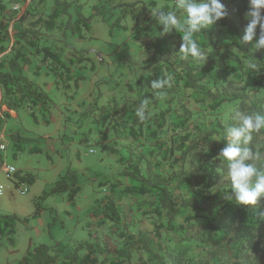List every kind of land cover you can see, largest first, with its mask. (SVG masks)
<instances>
[{
  "label": "rangeland",
  "instance_id": "374dc122",
  "mask_svg": "<svg viewBox=\"0 0 264 264\" xmlns=\"http://www.w3.org/2000/svg\"><path fill=\"white\" fill-rule=\"evenodd\" d=\"M3 1L8 12L16 10L15 14L12 12L14 20L8 22L9 37L3 44L5 49L0 52L1 61L10 57L15 30L37 25L38 22L33 21L49 19L53 11L58 15L53 26L40 30L39 43L45 45L55 39L51 45L60 63L68 65V61H72L69 67L74 63L77 67L71 79L57 77L58 86L52 82L54 79L50 80L47 89L41 86L47 99L46 96L40 99L39 108L23 103L15 112L9 111L13 116L8 120L3 112L7 109L5 101L11 97L0 87V139L2 135L6 139V142L0 140V144L6 145L5 150H0V186L4 191L0 197V224L10 222L13 226V233L9 235L11 242L6 233L0 236V264H19L29 246L33 249L40 244L48 247L49 255L58 257L54 264H61L63 256L71 252L77 242L92 241L95 235L121 246L123 241L117 234L118 228L112 223L101 222L102 203L110 194L104 183L115 178L123 184L130 183L131 180L118 177V172L129 165L128 157L135 162L136 154L151 145L144 136L148 133L146 127L142 136L130 133L131 116L143 93L156 96L150 89V82L159 76L154 66L144 59L155 50L164 52L179 40L175 31L160 36L162 26L151 13L158 4L164 5L165 11L172 10L174 0ZM118 1L132 4L136 18H131L130 14L122 15L115 7ZM78 12L88 18L84 23L79 22L80 26L74 22ZM20 15H26L22 23L15 20ZM72 28L76 30L72 31ZM74 34L82 35V39H73ZM260 51L264 53V48L254 49V52ZM213 55V52L209 54L210 57ZM78 61L82 62L81 68ZM73 79L78 81V87ZM246 85L250 100L261 97L262 91L258 87L251 82ZM167 96L166 92V96L158 97L157 103L149 104L151 114H166V124L159 130V139L168 136L166 127L170 126V121L178 119L173 106L169 107L166 102ZM188 103L193 119L207 125H212L215 120H226L225 114L231 107L224 105L212 113L203 110L205 104ZM116 106L122 108L119 113L103 122L106 113H113ZM28 108H35L38 123L32 122ZM6 124L9 128L7 126L4 131ZM11 127V132L23 137L20 151L13 149L14 142L9 138ZM31 144L39 151H29ZM4 163L17 170L10 178L1 170ZM162 165L163 173L176 171L179 167L178 164L169 167V162L165 161ZM58 180H63L64 190L50 192ZM21 184L27 187L25 194L16 190ZM75 186L80 190L71 203L68 194ZM184 190L186 186L182 187ZM135 198L126 193L122 198L114 197L120 222L125 223L127 233L134 237L141 231L155 247L158 244L169 247L186 236L189 247L185 256L193 264H231L236 256L244 254L253 258L255 264H264L263 253L248 251L244 246L237 248L228 242L211 246L196 241L193 231L199 221L185 223L189 210L181 211L173 219V228H167L164 210L157 213L147 207L137 208ZM178 226L183 230L176 228ZM140 257L146 259L140 249H135L132 261L138 262Z\"/></svg>",
  "mask_w": 264,
  "mask_h": 264
},
{
  "label": "trees",
  "instance_id": "16d2710c",
  "mask_svg": "<svg viewBox=\"0 0 264 264\" xmlns=\"http://www.w3.org/2000/svg\"><path fill=\"white\" fill-rule=\"evenodd\" d=\"M222 2L228 15L199 34L201 47L206 53L213 52V56L210 57L209 53L204 62L195 61L191 57L181 59L178 51L182 34L177 33L179 40L172 47H167L164 52L155 50L144 59V62L154 66L159 78H171V86L165 89L168 93L166 102L169 107L173 106L172 110L178 119L170 121V126L166 127L168 136L159 139V130L166 124L164 112L151 114L143 123L135 116V111L131 116L130 133L142 136L146 127L148 133L144 136L150 140L151 145L144 152L136 154L135 162H131L133 159L128 157L129 165L118 172V177L131 180L130 183L123 184L117 178L104 183L108 185L110 194L105 197L100 213L101 222L112 223L118 228L117 234L123 244L115 246L107 238L95 235L92 241L77 242L74 249L63 256L61 264H193L185 256V250L189 247L186 236L178 244L169 247L158 244L155 247L143 232L139 231L137 237L127 233L125 223L120 222L114 200V197L122 198L125 193L136 196L134 202L137 208L147 207L157 213L164 210L167 228H173V219L181 211L189 210L190 214L184 220L185 223L199 221L193 235L200 243L220 246L228 242L237 248L244 246L248 251L264 255V198L256 205L237 204L230 195L226 163L217 158L224 143L228 142L227 128L235 121L226 118L224 121L215 120L212 125L195 121L188 105L190 101L205 104L203 110L212 113L224 105L244 112L264 113V53L254 52L252 42H242L248 22L245 19L248 0ZM115 7L120 9L122 15L130 14L131 18H136L132 4L118 1ZM7 10L4 1L0 0V52L5 49L3 44L8 41V22L14 20L12 12L15 14L16 9L12 12ZM63 10L62 8L64 14ZM57 15L52 11L49 19L40 21L37 18L33 21L38 22L37 25L15 30L10 57L6 61L0 60V87L5 95L11 97L5 101L7 109L3 115L7 119L10 118L9 111L21 108L23 103L29 107L41 103V94L21 75L23 66L29 61L23 48L37 47L41 37L40 30L53 26ZM25 18L26 15H20L15 20L22 23ZM87 20V17L78 12L74 22L76 26H80L79 22ZM41 23L44 25L41 26ZM73 29L75 31L77 27L72 28V31ZM39 49L50 51L49 47L44 46ZM5 63L7 70H4ZM248 82L262 91L260 98L250 100L246 85ZM145 98L150 102H158L157 96L143 93L137 101V107ZM121 109L116 106L113 113H106L103 122L109 120L112 114H118ZM13 139L16 141L15 146H20L21 138L16 136ZM250 147L264 154V131L253 134V144ZM162 161L169 162V167L175 164L179 167L176 171L167 170L163 173ZM260 163H264V160ZM62 182L63 180H58L50 192L64 190ZM183 186H186L184 191ZM78 189L75 186L68 194L70 200ZM176 228L183 230L182 226ZM135 249H140L146 259L140 257V261L133 262L132 254ZM57 259V256L48 254L46 245L40 244L33 249L29 246L19 264H54ZM231 264H255V261L244 254L236 256Z\"/></svg>",
  "mask_w": 264,
  "mask_h": 264
},
{
  "label": "clouds",
  "instance_id": "9594fccd",
  "mask_svg": "<svg viewBox=\"0 0 264 264\" xmlns=\"http://www.w3.org/2000/svg\"><path fill=\"white\" fill-rule=\"evenodd\" d=\"M178 12L181 15H178ZM151 13L156 23L162 26L160 36L173 31L182 34L178 51L180 58L191 57L198 62H204L211 52L206 53L201 47L199 34L228 15L222 0H174L172 10L165 11V6L158 4ZM245 19L248 22L244 28L242 42H253L255 39L253 49L264 48V0H248ZM170 79L168 77L152 80L150 89L157 97L162 98L166 96L165 89L171 86ZM149 104V99L145 98L135 109V116L141 123L151 116ZM225 115L235 123L228 126V142L224 143L217 158L226 163L230 195L236 203L256 205L264 198V163H260L264 160V154L253 150L250 145L253 144V134L264 131V113L244 112L230 107Z\"/></svg>",
  "mask_w": 264,
  "mask_h": 264
},
{
  "label": "crops",
  "instance_id": "0c3cea01",
  "mask_svg": "<svg viewBox=\"0 0 264 264\" xmlns=\"http://www.w3.org/2000/svg\"><path fill=\"white\" fill-rule=\"evenodd\" d=\"M75 37L80 39V40L82 39V35L74 34L73 39ZM53 42H55V39H51L50 42L48 44L45 43V45H43V43H39V45H37V47H33V48L25 47V48H23V51L25 53H27V55L29 57V61L23 66V68L21 70V75L27 81L32 83V85L35 87L36 91L41 94L42 98H44L46 96V94L44 93V90L41 89V86L44 89H47L48 84H49L50 80H52V79H54L52 82L56 86H58L57 77L71 79L73 74H74L73 70H74V68L77 67L75 63H74V65L72 67H69V63L70 62L72 63V61H68L69 62L68 65L64 64L62 61H61L62 63H60V61H59L60 58L58 57L59 58L58 59L54 55L56 53L53 50L52 45H51V43H53ZM43 46L44 47H49L50 51H48V49L46 51H43V50L39 49V48H41ZM36 48H37V50H36ZM44 56H45V58H44ZM78 62H79L78 63L79 64L78 67L81 68L82 65L80 63H82V62L81 61H78ZM3 65H4V70H7V64L5 63ZM74 85H75V87H78V81L76 79L74 80ZM45 99H47V96L45 97ZM33 106L35 108H39V106H37L36 104H34ZM35 108H33V109H35ZM28 109H30V108H28ZM33 109H30L29 114L31 115L32 122L38 123V120L36 119V116L34 114ZM12 111L15 112V110H12ZM11 116H13V115H11ZM44 121L46 122L47 120L44 119ZM7 124L4 127V131L7 129V126H8ZM8 128H9V126H8ZM11 130H12V127H11V129H9L10 134H11L9 136V138L11 137L10 139L13 140V142L15 140L13 138L16 137V136L20 137V138H23L18 133L11 132ZM1 137L2 138L0 140L3 139L6 142V139L4 138V136L2 135ZM20 141L21 140H19L20 146H15L16 145V141L14 142V145H13V148L16 149V150H19V151L22 148V146H21L22 144H21ZM29 151L38 152L39 149L36 148L33 144H31V148L29 149ZM12 156L14 158L16 157L15 151L12 152ZM79 190L80 189H78V191ZM3 193H4V191H3ZM74 198H75V196H74ZM71 203H73V199L71 200ZM0 226H3V227H0V236L2 234L6 233L8 235V240L11 242L12 240H11V237H9V235H11L13 233L12 224L10 222H6L4 225L0 224Z\"/></svg>",
  "mask_w": 264,
  "mask_h": 264
},
{
  "label": "built area",
  "instance_id": "2783aa9c",
  "mask_svg": "<svg viewBox=\"0 0 264 264\" xmlns=\"http://www.w3.org/2000/svg\"><path fill=\"white\" fill-rule=\"evenodd\" d=\"M5 148H6L5 143L4 142L1 143L0 144V150H5ZM2 172L5 175V177L10 178L11 175H13L17 172V170L13 165H11L9 163H4L2 165ZM16 190L19 194H25L27 192V187L24 184L17 185ZM2 195H3V187L0 186V197Z\"/></svg>",
  "mask_w": 264,
  "mask_h": 264
}]
</instances>
